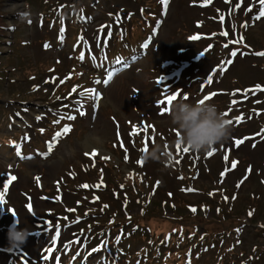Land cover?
<instances>
[{"label":"rangeland","instance_id":"rangeland-1","mask_svg":"<svg viewBox=\"0 0 264 264\" xmlns=\"http://www.w3.org/2000/svg\"><path fill=\"white\" fill-rule=\"evenodd\" d=\"M49 2L56 6L54 12L58 10L55 19H62L56 28L50 24L56 26L58 20L47 21ZM89 2H93L94 6L89 7L95 12L91 19L76 8L69 11L78 17L84 15L81 30L87 41L98 35L99 50L106 51L103 47L111 45L109 32L122 34L125 28L131 33L114 59L105 58L98 63L97 59L94 61L92 46L87 47L90 60L88 67L79 62L81 75L80 70L68 68L76 66L85 42L80 31L74 29L78 18L65 17L63 5L86 7ZM203 2L169 0L165 9L160 0H0V24L3 22L4 27L0 38V70L4 75L0 84V107L4 109H0V144L9 145L5 141L10 137L13 145L21 146L10 144L0 151V193L4 198L0 229L8 231L17 220L20 228L31 231L27 243L13 250L18 264H69L64 255L67 248L54 251L61 248V240L75 241L81 230L87 231V236L80 238L87 248L102 250L98 256L91 253L86 264H120L122 259L116 262L115 254L128 258L127 264H142L138 254L153 248L156 241L155 245H147L146 240L138 238L144 235L139 233L135 238L139 243L130 249L133 255H128L123 252V242L132 232L118 237L114 232L106 237L112 229L102 227L107 221L110 225L115 221L116 225L124 224V219L114 220L107 213L121 214L120 209L124 212L126 207L131 220L152 230L151 235H159V241L165 240L164 245L174 247L178 241H191L197 251L202 250L203 254L191 264H220L213 258L221 257L217 249L221 246H208L209 241L196 239L203 231L198 230L200 225L210 231L213 242L222 235L215 232L235 227L236 238H231L228 256L222 260L225 264H263L254 263L250 255L254 253L252 245L257 244L264 257V104H254L264 93L258 90L256 94L250 88L264 84V57L255 55L264 52V17L255 19L260 0H212L206 7L201 6ZM63 19L73 28L67 43L63 34L68 25ZM196 36L200 39L194 40ZM241 37L240 43L233 42ZM232 51L238 55L232 57ZM167 62L171 63L169 70L165 68ZM221 68L227 70L220 71ZM109 74L112 79L104 83ZM209 76L213 77L211 84ZM235 88L236 92L240 88L241 93L234 94ZM86 89L95 92H85ZM95 93H99V98ZM176 93L188 96L190 103L217 93L206 102L216 104L223 115L228 113L224 115L227 120L235 119L230 124L231 138L214 146L213 155L208 156L209 151L197 154L191 149L184 152L188 147L182 145L179 131L171 124V113L162 114L164 106L160 103L163 100L166 104L167 97ZM232 104L238 106L237 117L234 108H230ZM243 111L257 115L255 127L245 123L249 117L238 119ZM66 126L71 127V132L64 134ZM256 129L261 135L255 148L243 143L237 147L239 151L229 147L232 138L248 141ZM57 133L61 135L57 137ZM154 144L165 148L172 159L143 160V165L137 164ZM145 145L147 151H142ZM23 149L28 153H22ZM93 150L97 152L95 157L86 155ZM137 173L133 177L137 181H124L127 187L118 185L126 175ZM13 175L16 179L5 189L4 182ZM216 187L226 188L219 199L227 200L228 207L222 212L218 208L220 216L215 215L214 209L208 211L206 219L210 222L199 219L192 227L195 220L191 217H202V205L197 203L210 204L208 199L217 196L212 192ZM80 203L84 205L79 206ZM85 206L92 215H83ZM57 216L61 220L55 223ZM52 223L53 227H66L51 230ZM100 230L105 233L93 237ZM228 238L226 235L222 240L227 242ZM104 242L111 244L100 246ZM7 248V232L0 230V251ZM13 251L0 252V264H16ZM134 255L139 257L130 259ZM185 264H190L188 257Z\"/></svg>","mask_w":264,"mask_h":264},{"label":"clouds","instance_id":"clouds-1","mask_svg":"<svg viewBox=\"0 0 264 264\" xmlns=\"http://www.w3.org/2000/svg\"><path fill=\"white\" fill-rule=\"evenodd\" d=\"M171 124L180 133V142L193 152H207L214 146L231 138L232 128L218 106L214 103H190L186 99L176 101L171 108ZM141 158L161 162L172 159L160 144H154ZM31 234L27 228H20L16 220L8 227L7 251L21 249Z\"/></svg>","mask_w":264,"mask_h":264},{"label":"snow or ice","instance_id":"snow-or-ice-1","mask_svg":"<svg viewBox=\"0 0 264 264\" xmlns=\"http://www.w3.org/2000/svg\"><path fill=\"white\" fill-rule=\"evenodd\" d=\"M229 2H231V0H229ZM160 3H161V5L166 9L167 6H168V4H169V0H160ZM211 3H212V0H204V3H203L201 6L206 7V6H208L209 4H211ZM260 5H261V7H260V9H259V13H258V15L255 17V19H257V20H259V19H261L262 17H264V0H260ZM250 10H251V9H249V11H250ZM221 20L223 21V18H221ZM221 34L224 35V36H227V35H228L227 32H223V33H221ZM61 38H62V37H61ZM193 39H194V40H195V39H200V37H199V36H196V37H193ZM242 40H243V37H241L240 40H238V41H233V42L238 44V43H240ZM147 46H148V45H145V47H147ZM227 46H228V45L226 44L225 47H227ZM45 47H48V45L45 44ZM237 55H238L237 51H232V53H231V56H232V57H236ZM255 55L260 56V57H264V52H257V53H255ZM79 59H80V60H83V59H84V55H83V53L81 54V56L79 57ZM226 70H227V69H224V68H221V69H220V71H226ZM111 79H112V74H109V76H108L107 79L104 81V83H108ZM208 82H209V84H211V83L213 82V77H212V76H209V77H208ZM61 83H63V81H61ZM256 88H257V90L264 92V88H262L261 86L257 85ZM72 91L75 92V91H76V88L74 87ZM250 91H251V90H250ZM85 92H95V90H94V89H86ZM95 95H96L97 98H99V93H95ZM216 95H217V93H212L211 95H207V96H205L203 99L200 100V103H205L206 101L212 100ZM178 98H179V99H186V100L189 99L188 96H184L182 93H176V94H173V95H169V96L167 97L166 104H165V101H163V100L160 101L161 105L164 106V112H163L162 114H170V113H171V107H170V106H171L175 101H177ZM80 115L82 116V115H84V113H83V112H80ZM225 115H227V113H225ZM37 119H39V117H37ZM69 119H75V117H69ZM238 119H242V118H238ZM228 123H229V124H232L233 121H232V120H228ZM41 131H43V129H41ZM145 131H147V127L145 128ZM70 132H71V127H70V126H66V127L63 129V133H64V134H67V133H70ZM133 134H136V133L134 132ZM177 134H178V133H177ZM56 135H57V137H59V136L61 135V133H57ZM234 143H235L236 146H239L241 143H243V140L236 139V140L234 141ZM14 147L20 148L21 146H20V145H15V144H14ZM121 147H124L123 144H121ZM179 147H180L179 144H177V148H179ZM50 148H51V146H50ZM189 149H190V148H185L184 151H185V152H188ZM125 151H126V153H127V150H126V149H125ZM142 151H147V145H145V147L142 149ZM214 152H215V149H212L211 151H209V152L207 153V155H208V156H211V155L214 154ZM17 154H18V156L21 155L20 152H18ZM86 155H90V156H92V157H95V156L97 155V152H96L95 150H93L92 153H90V154H89V153H86ZM103 158H104V159H109L108 157H103ZM127 159H128V155L126 154V155H125V160H127ZM225 159H227V157H225ZM143 162H144V161H143L142 158L136 161V163L139 164V165H143ZM177 163H179V161H177ZM236 164H237V161H235V160L232 161V167H233V168L236 167ZM221 175H224V173H221ZM15 179H16V177H15L14 175H13V176H9V177L7 178V181L4 182V185H3L4 188L7 189V188L9 187V185H10ZM39 179H40L39 177H36L37 182H39ZM181 179H183V177H181ZM157 183H158V182H157ZM237 186H239V185H237ZM82 187L87 188V187H90V186H89V185H82ZM188 190L191 191V189H188ZM210 195H211V193H210ZM97 199H98V198H97ZM3 204H4L3 193H0V205H3ZM105 207H107V205H105ZM28 208H29V211L32 210V206H31V205H29ZM191 210H192L193 212L196 211L195 208H192ZM249 215H251V212H249ZM18 222H19V221H18ZM58 235H59V233H57V236H58ZM93 251H94V252H97V251H100V249H99V248H97V249H93Z\"/></svg>","mask_w":264,"mask_h":264},{"label":"trees","instance_id":"trees-1","mask_svg":"<svg viewBox=\"0 0 264 264\" xmlns=\"http://www.w3.org/2000/svg\"><path fill=\"white\" fill-rule=\"evenodd\" d=\"M0 33H1V28H0Z\"/></svg>","mask_w":264,"mask_h":264}]
</instances>
